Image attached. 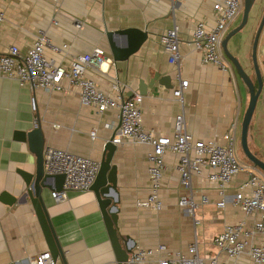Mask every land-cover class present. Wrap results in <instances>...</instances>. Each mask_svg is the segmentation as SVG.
<instances>
[{
    "label": "crops",
    "instance_id": "obj_1",
    "mask_svg": "<svg viewBox=\"0 0 264 264\" xmlns=\"http://www.w3.org/2000/svg\"><path fill=\"white\" fill-rule=\"evenodd\" d=\"M214 3L215 0H0V54L16 46L25 55L40 30L46 31L55 45H68L63 53L46 51L47 57L66 68L79 55L102 48L110 61L89 67L87 77L112 96L116 94V84L125 99L141 96L145 130L157 137L173 138L175 119L184 114L194 139L224 144L223 136L234 124L238 134L241 132L245 112L241 78L228 60L226 72L203 64L201 53L193 45L197 23L215 25ZM241 19L242 13L227 35ZM175 26L180 38L181 78L189 82L183 103L174 97L180 84L178 65L171 64L161 42L162 36ZM121 29L147 32L148 39L129 59L115 62L107 34ZM114 40L120 48L128 46L127 37L116 36ZM155 74L170 80L164 82L166 85L156 82L141 94V82L149 85ZM63 87L54 92L31 90L0 77V264H27L43 252L51 253L34 206L29 199L23 200L28 191L24 173L35 174L37 158L28 142L17 140L15 133L33 130L39 114L46 148L66 150L100 163L106 144L120 126L118 110L101 114L82 105L78 88L66 80ZM33 98L36 110L32 108ZM116 146L113 164L118 168L117 227L122 247L127 246L133 253L139 248L155 250L165 245L168 251L186 254L196 241L202 258L218 256L219 261L229 262L225 254L219 255L212 241L226 225L243 220L245 215L238 208L217 207L219 192L208 180L209 171L192 179V195L199 204L192 215L180 205L182 197L190 194L182 187L176 169L180 157L166 153L160 190L162 210L158 212L139 205L150 195L147 155L151 147L130 140ZM245 178V174L238 176L230 189ZM49 183L42 197L64 255L56 264H119L95 194L70 192L66 200L57 203L52 196L57 191L56 182ZM203 196L209 199L208 204L201 203ZM256 218H249L248 225L252 226ZM163 256L156 254L146 264H155ZM238 264L253 263L242 257Z\"/></svg>",
    "mask_w": 264,
    "mask_h": 264
},
{
    "label": "built area",
    "instance_id": "obj_2",
    "mask_svg": "<svg viewBox=\"0 0 264 264\" xmlns=\"http://www.w3.org/2000/svg\"><path fill=\"white\" fill-rule=\"evenodd\" d=\"M243 8L244 0H215V25L208 27L204 23H197L193 45L201 53L203 64L218 66L225 72L229 70L222 43L229 27L237 21ZM2 20L3 15L0 14V22ZM77 27L81 25L78 24ZM161 42L171 64L178 65L177 76L180 84L174 90V97L183 103L184 91L189 82L181 78L178 27L168 30L162 36ZM67 49L68 45H55L47 32L40 30L33 46L25 55L16 46L10 47L6 54H0V77L15 80L21 87L29 86L31 90L43 89L48 92L64 90L63 81L66 80L70 86L80 90L82 105L93 107L101 114L111 109L118 110L120 126L112 143L122 145L124 141L130 140L151 147L147 155L151 190L148 199L139 203L140 206L158 212L162 210L160 190L165 168L164 157L171 152L180 157L176 169L180 174L182 187L190 192L180 200L181 207L195 215L199 204L192 195V179L208 170V180L216 185L219 192L217 207L238 208L245 215L243 220L226 225L223 232L212 241L219 255L225 254L229 262L219 261L218 256L202 258L195 241L186 254L168 251L165 245H160L155 250L139 248L132 253L129 264H146L156 254L164 256L157 259L155 264H238L242 257L249 258L253 264H264V173L240 161L237 154V126L234 124L223 136L224 144L216 140H196L187 130L184 114H179L175 119L173 138L157 137L143 126L141 96L125 99L119 84L114 85L116 94L112 96L101 91L95 81L87 77L86 71L89 67H100L110 61L104 49L95 48L90 53L79 55L68 68L58 65L46 55L47 50L59 54ZM31 104L33 110H36L34 98ZM95 135L94 131L92 137ZM44 166L49 175L65 176L62 190L52 193L57 203L66 200L70 192L90 191L100 170V163L95 160L53 147L44 151ZM243 174L246 178L234 189H230L235 179ZM209 202L206 196L201 198L202 204ZM253 216L257 218L250 226L248 219ZM27 264H56V261L47 251L29 259Z\"/></svg>",
    "mask_w": 264,
    "mask_h": 264
},
{
    "label": "water",
    "instance_id": "obj_3",
    "mask_svg": "<svg viewBox=\"0 0 264 264\" xmlns=\"http://www.w3.org/2000/svg\"><path fill=\"white\" fill-rule=\"evenodd\" d=\"M256 0H244L243 16L242 22L238 27L233 29L223 40L222 48L224 57L228 60L236 69L238 75L246 85L249 94V104L247 110L244 114L242 124H241V146L243 153L248 158V160L262 172H264V161L253 154L249 148V132L251 129V122L255 115L258 100L264 89V80L262 77V72L258 60V51L260 40L264 31V15L258 27L257 33L254 38L252 46V62L256 74V82L248 75L240 61L234 57L228 50L229 41L238 34L241 30L245 28L249 21V16L252 8L255 5ZM127 37L128 46L125 48H120L117 46L114 37ZM110 51L112 58L115 62L125 61L129 59L130 56L134 55L139 51V49L145 44L148 39V33L140 31L138 29H121L117 31H112L107 34ZM170 77L161 78L159 74H155L153 79H151L149 85L141 82V87L139 92L141 94H146L145 90L147 88H152L156 82L160 85H166L164 82H168ZM147 92V91H146ZM35 128L30 132H17L15 133V138L19 141L28 142L30 150L35 154L37 158V168L35 174L24 173V178L28 187L26 195H24L23 200L31 201L35 208L37 216L41 222L43 232L49 250L56 261L59 258H64L63 251L55 234V231L49 220L47 214V209L42 197L43 190L50 188V181L55 180L57 191H61L65 182L64 175H49L45 171L44 166V151L46 148V138L45 133L42 128V121L39 114L36 116ZM114 137H112L113 139ZM112 139L106 144L104 148V154L100 162V170L97 179L90 189L95 194L98 204L103 215L109 237L115 253L117 255V260L119 264H129L130 255L132 253L131 249L122 247L120 242L118 227H117V214H118V196L117 189V176L118 168L113 164L114 156L117 151V146L112 143ZM115 209V210H114Z\"/></svg>",
    "mask_w": 264,
    "mask_h": 264
},
{
    "label": "rangeland",
    "instance_id": "obj_4",
    "mask_svg": "<svg viewBox=\"0 0 264 264\" xmlns=\"http://www.w3.org/2000/svg\"><path fill=\"white\" fill-rule=\"evenodd\" d=\"M264 15V0H256L254 7L251 10L249 21L245 28L236 34L228 43L229 52L236 57L248 75L256 81V74L252 62V46L258 27ZM243 16V12H242ZM241 21L236 25L238 27ZM247 52V54H245ZM246 55V58H244ZM258 60L262 77L264 80V31L259 44ZM240 77V76H239ZM243 87V107L245 112L247 110L250 94L241 79ZM244 112V114H245ZM244 117V115H243ZM241 130V125H240ZM241 132L239 131V134ZM249 147L259 153V157L264 161V89L258 100L255 115L251 122V129L249 132ZM244 165L251 167L252 163L240 160Z\"/></svg>",
    "mask_w": 264,
    "mask_h": 264
},
{
    "label": "flooded vegetation",
    "instance_id": "obj_5",
    "mask_svg": "<svg viewBox=\"0 0 264 264\" xmlns=\"http://www.w3.org/2000/svg\"><path fill=\"white\" fill-rule=\"evenodd\" d=\"M240 135H241V134H240ZM249 148H250V147H249ZM250 150H251V152H252L253 154H255L258 158H260V157H259V153H258L257 151L253 150L252 148H250ZM237 154H238V157H239L240 160L250 162V161L248 160V158L245 156V154L243 153L242 146H241V137H239V145H238V148H237ZM260 159H261V158H260ZM251 167H252V168H256V169H258V168L255 167L253 164L251 165ZM259 170H260V169H259ZM263 173H264V172H263Z\"/></svg>",
    "mask_w": 264,
    "mask_h": 264
},
{
    "label": "trees",
    "instance_id": "obj_6",
    "mask_svg": "<svg viewBox=\"0 0 264 264\" xmlns=\"http://www.w3.org/2000/svg\"><path fill=\"white\" fill-rule=\"evenodd\" d=\"M256 85H257V82L255 81Z\"/></svg>",
    "mask_w": 264,
    "mask_h": 264
}]
</instances>
